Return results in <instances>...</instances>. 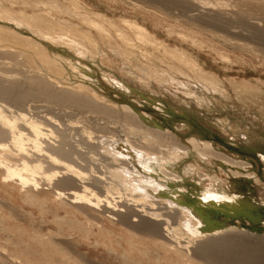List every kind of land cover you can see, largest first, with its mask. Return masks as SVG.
<instances>
[{
    "label": "rangeland",
    "instance_id": "374dc122",
    "mask_svg": "<svg viewBox=\"0 0 264 264\" xmlns=\"http://www.w3.org/2000/svg\"><path fill=\"white\" fill-rule=\"evenodd\" d=\"M133 24L143 28L148 36L139 34ZM0 30V35L7 31L13 40L1 47L0 63L4 61L7 70L17 73V81H23L20 71L36 69L59 88L80 86L90 90L118 115H92L90 111L79 114L74 108L39 99L24 100V108L31 104L50 107V114L44 112L46 108L38 112L51 117L56 127L70 122L84 129L95 140L91 144L99 147V152L92 145L81 150L87 161L78 160L81 167L74 168L89 179H85V184L70 188L64 183L69 176L60 175V180L53 178L48 182L36 175L40 190L32 186L21 188L17 180H2L6 175L4 165L16 167L15 162L19 164L22 156L17 151L15 154L12 147L8 148L14 153L6 152L19 154V158L0 152V161L9 158L7 163L2 161L5 169L0 162V264H264V247H234L222 255L218 250L213 256H202L198 246L170 249L172 242L155 232H144L142 222L126 226L123 218L116 217L124 214H110L122 209L116 203L120 202L118 197L127 193L122 191V184L116 186V178L117 183H124L118 180L124 178L122 175L129 181L133 177L138 180L142 168L150 167L151 184L158 181L169 188L158 192L160 197L187 209L198 219L206 218L216 227L206 234L232 228L241 233L247 231L254 244L264 239V0H0ZM37 59H42L43 66ZM7 102L11 101L0 95V110L7 108ZM124 108L135 112L133 119L149 130L174 135L189 152L179 159L168 156L170 152L165 147L158 148L161 156L139 154V150L123 142L131 139L135 145H142L144 141L142 147L149 149L155 144L147 145L151 136L137 127L136 136L134 131V138L131 136L135 126L127 124L133 120L124 118ZM10 110L12 114L16 111ZM88 115L103 118L93 120ZM118 124L121 129L128 127L127 134L123 136ZM111 133L117 140L111 144L113 149L105 141L112 138ZM70 134L66 133L68 150L70 142L76 145L77 140ZM190 140L199 146L209 144L231 165L221 159L202 157L191 148ZM152 148L155 150L156 146ZM126 151L131 166L126 164L128 158L122 160L124 153L127 157ZM9 162L14 163L11 166ZM41 166L44 170V164ZM132 166L137 177L129 171ZM161 170L171 177L177 173L178 179L162 176ZM89 175L102 177L118 190L107 199L112 204L109 214L106 209L105 214L101 212L105 202L97 206L94 198H89L94 193L99 198L104 196L95 189ZM61 180L64 184L55 182ZM82 185L87 187L85 194H90V204L79 200L74 204L73 193L85 195ZM212 194L242 206V212L230 214L233 212L225 204L222 209L221 204L201 201ZM127 195L124 198H129ZM246 214L255 217V221Z\"/></svg>",
    "mask_w": 264,
    "mask_h": 264
},
{
    "label": "bare ground",
    "instance_id": "6f19581e",
    "mask_svg": "<svg viewBox=\"0 0 264 264\" xmlns=\"http://www.w3.org/2000/svg\"><path fill=\"white\" fill-rule=\"evenodd\" d=\"M132 27L134 29H137L139 34H141L143 36H146V35L148 36V34L145 32V30L143 28L137 26L136 24H133ZM2 32H3V30H2ZM6 32H5V35H3L2 33H1V35H3V36L0 35V49L4 48L3 46H5L4 45L5 42H12L13 41V40L9 39V38H11V36L6 35ZM7 37H8V39H7ZM26 41H28V40H26ZM26 41H24V42H26ZM22 45H23V43H22ZM1 47H3V48H1ZM46 59L48 60L49 58H46ZM50 60H49V62H50ZM41 61H42V59L38 60V62H40V63H41ZM44 62H45V59H44ZM52 63H53V61H52ZM5 64L6 63L4 61L0 63V95L4 99H7L8 101H11V102L10 103L7 102L8 103V106H7L8 109L5 108V106H4L3 108L1 107L2 109L0 110V152H1V154H3V152L5 154L8 153L7 156L11 155L14 158V155L16 154V151H17V153H19L22 157H20V159H18L19 162H20L19 164H17V162H15L16 163V167L14 165V168L10 167V166H8L6 164H5L6 166L4 165V163H7V160L9 159L8 157H7L8 159L2 160V161H4V163H2V161H0L2 163V168L5 169L4 167H6V170H5L6 172H4L6 175L4 174L5 177L2 180H4V181H6V180H8V181L9 180L10 181L11 180H17V182L21 186V188H27L29 186H32L36 190L39 187V184L36 182V179H34V176H36V175L40 176V177L37 176L38 178H41L43 180L46 179V181H48V182L49 181L51 182L53 178H58L59 179L60 175H62L63 177H66V176L68 177L69 176L68 178H65V179L63 178V179H64V183L67 184V186H68V184L71 185V187L68 186L70 188L77 187L78 184H83V183L85 184V179L87 178L86 175H83L81 172L77 171L76 168H74V167L76 166L77 169L79 167H81V165L79 164L80 161L78 162V160H81L83 163H85L87 161L86 157H85V154H82V153H84V152H82V151H84L82 149L84 147L85 148H87V147L92 148L89 145H92L91 142L95 141V140L94 139H90L88 137L89 133L86 134L84 129H80L81 127L79 128L76 125L74 126L73 123L69 122V124H67V125L66 124H64V125H60L59 124L56 127V124H55L56 122H54L51 119V117L47 118L48 116L44 115L43 111H41V114H43L44 116H41L40 113L38 112V110H42L43 108H46L47 111H44V112H46L47 114H50L51 113L50 112L51 111L50 107H48L46 105H39L38 104V106H37V105H34V104L32 105L31 104L30 106H27V107L24 108V105H25L24 100H26V99L28 100V99H31V98L39 99V100H41L43 102H46V103H49V104H53V105H57V106H63V107H68V108H74L75 111H77L79 114L80 113L84 114V111H86L87 113L90 111V113L93 112L92 115H94V113L95 114L98 113V115L99 114L108 115L110 113L111 114L114 113L115 112L114 109H112L111 107H109L106 104H104L105 100L101 99L95 93H90L89 92L90 90L89 91H85V90H87L86 88H85V90L83 88H80V86L79 87H73L72 86V88L71 87L70 88H64V87L63 88H59V86H57V83L49 82V80H46L48 78L45 79L42 75L39 74L40 73L39 71L38 72L36 71V69L34 71H26V72L25 71H20V73L21 72L22 73L19 74V75H20V78L21 77L23 78V81L19 82V81L16 80V77H15V75H17V73L16 74H12L13 71L7 70V67H6L7 64L6 65ZM41 64L43 66V63H41ZM44 65H45V63H44ZM50 65H52V64H50ZM53 70H55V68H53ZM53 70H50V71L52 72ZM46 71H49V70H46ZM57 72H59V71H57ZM60 73H61V71H60ZM55 74H57V73H55ZM55 74H54V76H55ZM22 78L20 80H22ZM89 89H91V88H89ZM13 105L16 106V107H13ZM10 107L13 108V111H15L14 109H16V111L13 114L11 113L12 110H10V109H12V108H10ZM124 110H125V111H123V113H125L124 114L125 115L124 118H126L128 121L129 120H133V121H131V123H127V124H132L133 126H135V129L133 127L134 130L130 127V130L132 129V131H130L128 129L130 131V134H132L131 136L134 138L133 133H131V132L134 131V135H135V132L136 133L138 132L137 128H139V130H141L140 132H142V130H143L144 132H146V134L151 136L149 139L147 138V140H148L147 145L149 144V146H151L150 144L153 143L155 145H152V146H156V149L153 150L154 147L151 149L152 146L150 147V149L148 147L146 148V146L142 147V145L144 144V141H143L142 145L139 144L140 146L137 144L138 142L135 145L134 141L131 140V139L129 140L128 143L126 141L123 142V143H126L127 145H129L131 147H134L136 150H139L138 151L139 154L140 153L141 154H145L147 157L148 156H152V155H160L161 156V152H160V150H158V148L159 147L160 148L165 147L168 150L167 152H170V154L168 153L169 154L168 156L171 155L173 158L179 159V157L184 155L186 152H189V148L186 147L185 145H183L184 143L183 144L180 143V141L177 140L174 135L171 136L167 132H160V131L157 132V131H154V130H151V129L149 130L148 128L142 126L140 123H137L136 120H134L135 118L133 119V115L135 114V112L131 111V109H129V108H124ZM3 112H5L7 114H3ZM64 113H66V112L64 111ZM90 113H88V114H90ZM115 113H116L115 116L118 118L117 112H115ZM66 115H68V114H66ZM85 115H87V114H85ZM100 116L99 117L96 116L98 118V120L101 117L103 118V116H101V117ZM115 116H112V117L115 118ZM88 117H90V116L88 115ZM96 117L92 116L90 118L93 119V118H96ZM107 120H108V117H107L106 121ZM116 120L118 121L119 119H115V121ZM134 121H135L136 124L134 123ZM119 124H118V127H120ZM137 124H139V125H137ZM139 126H141V127H139ZM123 128L121 129V127H120L119 130L123 131L122 133H123V136H124V134H127L126 130H127L128 127L125 128V129H123ZM104 131H105V129H104ZM87 132H89V131H87ZM100 132H101V130H100ZM66 133L67 134L68 133L69 134L72 133V134H74L73 137L75 136V138H77V140L74 141V143L76 145H72L73 143L70 142L71 145H69L70 146L69 150L66 149L67 146H68V142H69V141H67L68 138L66 137ZM106 134L108 135L107 132H105V135ZM112 134L113 133H111V135ZM128 134H129V132H128ZM164 134H166V136ZM109 136H107V137H109ZM69 137H71V136H69ZM73 137H72V139H73ZM111 137H112L111 139L107 138L105 140L107 142L106 145H108V144L109 145H111V144L114 145V144L117 143V140L114 138V136L112 135ZM137 138H140V137H137ZM89 139L91 141H89ZM102 140H104V139H102ZM144 140H146V139H144ZM51 141H54V142H51ZM98 141H100V139ZM139 141H140V139H139ZM122 144H120V145H122ZM189 144L191 145V148L194 151H197L198 153H200L201 156L202 155L205 156V157L208 156V157H212L213 159L217 158V160L221 159L223 162H225V163L227 162V163L230 164V160L229 159H227L223 155H220V154L216 153L209 146V144L199 146V144L196 143L195 140H190ZM118 145H119V143H118ZM92 146H94V145H92ZM123 146H124V144H123ZM8 147H10V148L12 147V149L15 150V154L14 155L11 154L13 150L11 151ZM27 148H30V150L27 149ZM94 148H95V146H94ZM96 148H97V146H96ZM98 148H97V151H98ZM127 148H129V147H127ZM134 148H129V149L132 150ZM112 149H113V146H112ZM6 150L10 151L11 153L6 152ZM105 151H108V150H105ZM117 152H119V151H117ZM132 152H133V154L135 153L134 151H132ZM13 153H14V151H13ZM87 153H88V151H87ZM107 153L110 154V151H108ZM112 153H113V150H112ZM126 153H127V151H126ZM198 153H196L194 155H197ZM98 154H96V155H98ZM18 155L17 156L15 155L16 158H19ZM124 155H125V153H124ZM124 155H123L122 160L124 158H126V159L128 158V161L126 160L127 161L126 164H130V166H131V163H130L131 160H130V158L128 156V153H127V157H124ZM131 155H132V153H131ZM88 156H89V154H88ZM140 156H142V155H140ZM142 157H145V156H142ZM198 158L196 157V159H198ZM10 159H11V161H14V160H12V157ZM140 159H141V157H140ZM158 159H160V158H158ZM122 160L120 161L121 163H122ZM26 161L27 162L29 161L28 163H30V164L32 162L38 163V164L32 165L33 164L32 163L31 166H29ZM96 161H98V159L95 160V162ZM160 161L161 160H159L158 162H160ZM1 163H0V166H1ZM9 163L13 164L14 162H9ZM105 163H107V162H105ZM132 163H134V162H132ZM137 163L139 164L138 160H137ZM12 164H11V166H12ZM41 164H44V168H45L44 170H43V167H42L43 165L41 166ZM157 164L158 163H156L154 165L156 166ZM3 165H4V167H3ZM17 165L20 166V168H18ZM148 165H150V164L148 163ZM195 165H197V164H195ZM232 165H235V164L232 163ZM139 166H141V164ZM181 166H183V165H181ZM187 166H189V165H187ZM192 166H194V165H192ZM239 166L241 167V165H239ZM107 167H109V166H107ZM132 167H130V168L128 167V168H129V171L131 170L132 173H133V172H135V169H134V167L133 168ZM122 168H124V165L122 166ZM149 168L148 167H144V168H142L143 170L141 169L142 170L141 172L139 171L141 173V178H143V180H140L141 178H139V176L138 177L136 176L137 175V173H136L137 171L135 172L136 174L134 176H136L138 180H136V178L134 179V177L131 175L133 178L130 179V181H131L130 182L129 180L124 179L126 175H122V174L121 175L124 176V178L121 177L119 174H116V175L117 176L119 175L118 177L119 178L121 177V178L118 179V180H120V181L124 180V183H117L116 182L117 178H116L115 175L114 176L116 178V181L113 180V179L111 180V181H115L114 183L117 184L116 186H120L122 184L121 185L122 191L124 190V191H126L128 193V195L126 193L125 196L127 195V197H129V198H124L125 196L124 197H122V196L118 197L119 200H117V201H120V202L116 203V204H119V205H116V207H119V208H122V209L119 210V211L118 210L111 211L112 213L110 212V214L115 215V216L118 215V214L119 215L120 214H124L122 216H116V217L117 218L119 217L121 220L123 218V221H125V222H122V223H124V224L127 223L126 226L127 225L128 226L129 225L133 226L132 225L133 223L136 224V222H140V223L142 222L143 226L146 228V230L143 228L145 230L144 232H146L147 230L149 231L148 233H150V232L154 233L155 232L154 234H156V233H157V235L159 234L160 236L159 235L158 236L160 238H162L163 240L165 238L168 241L172 242L174 245L172 244L173 245V246L171 245L172 247L169 246L170 249L171 248L173 249V247H175V246L187 249L188 245H189V247L191 245H195V246L200 247L202 256H207V255L213 256V255L216 254V251H218V250H219L220 254L222 255V253L225 254V252H227L229 249H234V247H240V248L249 247V248H254V249H256V246H260V247H258L259 249L261 247H264V239H261L260 241H258L257 244H254L252 235L249 234V233H246L247 231L241 233L242 231L239 232L237 230L229 228V230L227 229V231H223L222 232V231H218V229H217L218 233L215 232L216 231L215 230L214 233L206 234L208 232L210 233L213 230V228H216V227L211 226L212 223L207 221L206 218L199 217V219H198V218L195 217V215H192V213H190L187 209H184L183 207H179L175 203L160 197V195H158L157 193L158 192H163L164 190H166V188L168 186L165 187V185L161 184V182H158V181H156L155 183L151 184V181L153 182V180L151 179V181H150L149 179L153 178V176L150 174V169ZM161 169H163V168H161ZM235 169H236V167H235ZM239 169H241V168H239ZM122 170L123 169H121V171ZM109 171H111V170H109ZM124 171L127 172L128 170L124 169ZM174 171H175V169H174ZM96 173H98V172H96ZM116 173H119V172H116ZM121 173H123V171ZM129 173L132 174L131 172H129ZM140 173H138V174H140ZM142 173L145 176H143ZM161 173H162V176H170L171 177V175L168 174L167 172H165L164 170ZM98 174H100V173H98ZM233 174H234V170H233ZM127 175H129V174H127ZM176 175H177V173H176ZM74 176H76L79 179L75 178ZM90 176L91 175H89V178H90ZM175 176H173L174 179H178V177L177 176L175 177ZM37 177H35V178H37ZM173 177H171V178H173ZM129 178H130V176H129ZM37 180L39 181V179H37ZM78 180L81 181V182H79ZM86 180L88 181L89 179H86ZM91 180L96 185L95 189L99 193H101V194L103 193L104 196H103V198H99V197H97V195H95V193L90 195L89 192H88V195L91 196V197L89 196V198L90 199L94 198V200L96 201L95 205H97V206L99 205V203L101 204V202H105V204H104L105 207L103 206L104 207L102 209L103 211H101L103 214H105L106 210L108 211V209L110 208V205H112V204L108 203L107 199L109 197H111V195H113V197H114V195L116 194V193L114 194V192L118 191V190H116L113 187L112 183L111 184H107L108 182L106 183V181L104 179H102V177L91 176ZM125 180L128 181V182H125ZM76 181H78V182H76ZM55 182H58L59 184L63 183L62 180L60 182L59 181H55ZM118 184H120V185H118ZM88 186H89V184H88ZM80 187L83 188V193L87 194V187L83 186V185L80 186ZM183 188H185V187H183ZM167 189H169V188H167ZM38 190H40V189H38ZM90 193H92V191ZM86 194L85 195H82V194L78 195L77 193H75V194L73 193L72 196H73V199H74V204H75V200H79V201L84 202L86 204L87 203L90 204L91 201L87 197L88 195H86ZM57 195H60V194H57ZM117 195H119V194H117ZM201 201H204L205 203L209 202L210 204H212L214 206H216L217 203L221 204L222 205L221 206L222 209H224V208H226V206H228L229 210H231L229 212H233V213H230V214H234V213L236 214V212H237V214H239V213L242 212L241 209H240V207H242V206H238V205H236L233 202L228 203L226 198H224V197L221 198L218 195L217 196H213V194H212V196H208L206 198H203V200H201ZM248 204L246 206H248ZM113 208H115V207H113ZM119 208H116V209H119ZM104 209H106L105 212H104ZM123 209H124V211H123ZM109 210H112V209H109ZM229 212H228V214H229ZM108 214H109V211H108ZM246 215H247L248 218H250L251 220L255 221V217L251 216L250 214H246ZM131 218H133V221L132 220L130 221ZM120 223H121V221H120ZM119 225H121V224H119ZM218 225H221V224H218ZM142 227H141V230H142ZM225 229H226V226H225ZM238 229H241V228H238ZM135 236H136V234H135ZM181 242H182V244H180ZM217 248H219V249H217ZM179 251H180V249H179ZM247 252L248 251H246V253ZM176 254H179V253L176 252ZM180 256H182V255H180ZM244 256H245V254H244ZM244 256H242V257H244ZM260 256H261V254H260Z\"/></svg>",
    "mask_w": 264,
    "mask_h": 264
}]
</instances>
